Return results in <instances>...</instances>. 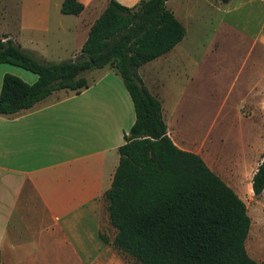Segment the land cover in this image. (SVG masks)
Listing matches in <instances>:
<instances>
[{
    "label": "crops",
    "instance_id": "obj_1",
    "mask_svg": "<svg viewBox=\"0 0 264 264\" xmlns=\"http://www.w3.org/2000/svg\"><path fill=\"white\" fill-rule=\"evenodd\" d=\"M64 1L19 0L17 26L8 25L7 35L0 42L12 40L45 63L76 61L92 26L112 0H77L85 7L80 15L63 14ZM116 1L133 8L142 0ZM172 1L175 0L168 1L170 10L184 24L183 19L191 16L180 18L177 8H172ZM186 30L185 44L182 41L150 63L184 62L186 46L193 41L192 32L187 27ZM212 31L214 46L219 42L218 36L235 38L247 44L248 58L257 51L261 54L264 52V0H230L219 11L217 28ZM97 72L96 81L80 94L58 91L30 110L13 116L0 115V264H131L127 254L113 247L116 235L111 240L107 237L111 241L107 244L100 234L103 227H112L106 193L120 162L119 148L125 144V134L135 123V108L115 70ZM6 74L30 85L38 81V76L30 71L1 64L0 93ZM140 78L162 101L173 142L180 149L201 156L188 142L204 139L207 131L197 138L180 132V100L168 99L166 104V99L161 98L163 93L155 91L143 76ZM245 98L235 105L236 114L241 109L253 111V105ZM229 99L230 95L225 96L222 108L228 106ZM214 123L211 127L217 125ZM253 154H248V158ZM245 163L246 159L240 155L234 160L233 179L229 183L206 162L234 189L249 212V203L264 197V193L256 196L253 191L252 181L259 165L246 174ZM253 222L252 219L248 240ZM248 240V253L264 264V257L253 255L255 246L248 248Z\"/></svg>",
    "mask_w": 264,
    "mask_h": 264
},
{
    "label": "trees",
    "instance_id": "obj_2",
    "mask_svg": "<svg viewBox=\"0 0 264 264\" xmlns=\"http://www.w3.org/2000/svg\"><path fill=\"white\" fill-rule=\"evenodd\" d=\"M168 1L142 0L127 8L112 0L90 30L84 61L45 63L12 40L1 41L0 65L21 67L38 81L30 85L6 74L0 115L30 110L58 91L80 94L96 81L85 72L118 63L116 73L131 96L136 120L119 148L120 162L106 193L116 230L113 247L140 264H260L247 250L252 219L246 203L200 155L173 142L162 101L138 75L139 68L171 52L187 35ZM84 9L77 0L62 5L66 15ZM252 184L256 196L264 193V156Z\"/></svg>",
    "mask_w": 264,
    "mask_h": 264
},
{
    "label": "rangeland",
    "instance_id": "obj_3",
    "mask_svg": "<svg viewBox=\"0 0 264 264\" xmlns=\"http://www.w3.org/2000/svg\"><path fill=\"white\" fill-rule=\"evenodd\" d=\"M18 5L19 0H0V38L7 35L8 25L17 26ZM165 5L171 9L168 2ZM223 6L222 0L172 1V8H177L180 18L191 16L187 20L183 19L193 38L192 43L186 46L182 59L184 62L170 65L171 60L155 61L139 68L138 75L143 76L155 91L163 93L161 98L166 99V104L168 99L180 100V132L197 138L207 131L204 139L188 144L191 149L199 151L207 164L230 183L234 160L239 155L247 161L246 174L252 173L264 156V52L260 54L257 51L248 58L247 44L235 38L223 39L218 36L219 42L215 46L211 43L215 35L212 30L217 28L219 11ZM185 43L186 39L181 44ZM76 60L84 61L87 58L80 54ZM118 65H108L103 70L116 71ZM83 75L91 81L99 73L91 70ZM227 95H230L229 104L222 108L221 104ZM243 97L254 109L252 112L241 109L240 114H236L235 105ZM214 122L217 125L211 127ZM252 152L253 156L248 158ZM248 206L249 215L254 220L248 248L251 250L254 245L253 255L264 257V218L260 219L264 215V197L261 196ZM103 228L101 234L110 240L116 235L112 227ZM127 258L131 264H140L129 255Z\"/></svg>",
    "mask_w": 264,
    "mask_h": 264
}]
</instances>
